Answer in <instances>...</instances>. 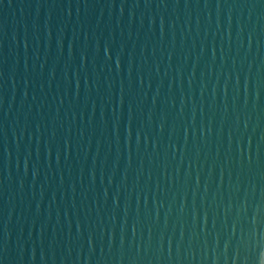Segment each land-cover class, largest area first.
<instances>
[{
  "label": "water",
  "instance_id": "95a60500",
  "mask_svg": "<svg viewBox=\"0 0 264 264\" xmlns=\"http://www.w3.org/2000/svg\"><path fill=\"white\" fill-rule=\"evenodd\" d=\"M0 264H264V0H0Z\"/></svg>",
  "mask_w": 264,
  "mask_h": 264
}]
</instances>
